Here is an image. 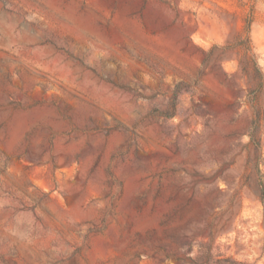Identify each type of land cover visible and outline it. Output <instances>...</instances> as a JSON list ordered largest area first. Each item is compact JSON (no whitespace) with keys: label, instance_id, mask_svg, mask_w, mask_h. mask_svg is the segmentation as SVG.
Here are the masks:
<instances>
[{"label":"rangeland","instance_id":"1","mask_svg":"<svg viewBox=\"0 0 264 264\" xmlns=\"http://www.w3.org/2000/svg\"><path fill=\"white\" fill-rule=\"evenodd\" d=\"M0 264H264V0H0Z\"/></svg>","mask_w":264,"mask_h":264},{"label":"bare ground","instance_id":"2","mask_svg":"<svg viewBox=\"0 0 264 264\" xmlns=\"http://www.w3.org/2000/svg\"><path fill=\"white\" fill-rule=\"evenodd\" d=\"M205 166V165H204ZM216 166H218V165H216ZM214 166H212V168H213ZM214 170H215V168H213V170L211 171V174H213L214 173ZM227 178L229 179L230 177H229V175H227ZM210 183L211 184H213V180L212 181H210ZM229 183V182H228ZM211 187L213 188L214 186L213 185H211ZM97 247V246H96ZM94 255V254H93Z\"/></svg>","mask_w":264,"mask_h":264}]
</instances>
